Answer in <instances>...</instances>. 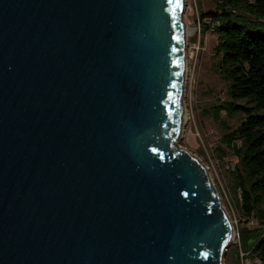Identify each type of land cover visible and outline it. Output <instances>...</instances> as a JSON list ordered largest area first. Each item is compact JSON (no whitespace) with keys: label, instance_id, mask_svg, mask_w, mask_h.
Wrapping results in <instances>:
<instances>
[{"label":"water","instance_id":"1","mask_svg":"<svg viewBox=\"0 0 264 264\" xmlns=\"http://www.w3.org/2000/svg\"><path fill=\"white\" fill-rule=\"evenodd\" d=\"M183 0H0V264H222L232 227L183 122Z\"/></svg>","mask_w":264,"mask_h":264},{"label":"rangeland","instance_id":"2","mask_svg":"<svg viewBox=\"0 0 264 264\" xmlns=\"http://www.w3.org/2000/svg\"><path fill=\"white\" fill-rule=\"evenodd\" d=\"M216 0H183L185 76L182 122L177 143L205 167L210 183L219 197L230 225L231 242L222 264H259L251 253L242 249V237L253 236L260 224L252 210L245 209L238 182L244 181L242 163L227 146L230 133L241 125L245 116H228L223 107L231 104L229 83L219 74V57L215 56L217 36L206 12H215ZM219 113L217 121L215 113ZM236 149L241 141L234 142Z\"/></svg>","mask_w":264,"mask_h":264},{"label":"trees","instance_id":"3","mask_svg":"<svg viewBox=\"0 0 264 264\" xmlns=\"http://www.w3.org/2000/svg\"><path fill=\"white\" fill-rule=\"evenodd\" d=\"M216 1L217 11L205 14L215 25L219 74L229 83L232 103L223 110L228 116H245L226 144L242 163L244 181L238 185L244 208L260 224L251 238L242 237L241 247L264 264V0Z\"/></svg>","mask_w":264,"mask_h":264},{"label":"snow or ice","instance_id":"4","mask_svg":"<svg viewBox=\"0 0 264 264\" xmlns=\"http://www.w3.org/2000/svg\"><path fill=\"white\" fill-rule=\"evenodd\" d=\"M174 2V0H169V3L171 4V3H173ZM175 2L178 4L179 3V0H175Z\"/></svg>","mask_w":264,"mask_h":264},{"label":"bare ground","instance_id":"5","mask_svg":"<svg viewBox=\"0 0 264 264\" xmlns=\"http://www.w3.org/2000/svg\"><path fill=\"white\" fill-rule=\"evenodd\" d=\"M186 119V115L183 113V121ZM231 241V240H230Z\"/></svg>","mask_w":264,"mask_h":264}]
</instances>
